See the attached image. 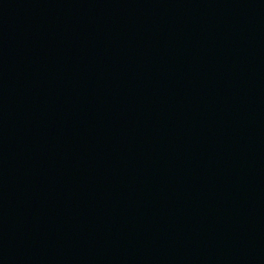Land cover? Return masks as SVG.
<instances>
[{
    "label": "water",
    "instance_id": "water-1",
    "mask_svg": "<svg viewBox=\"0 0 264 264\" xmlns=\"http://www.w3.org/2000/svg\"><path fill=\"white\" fill-rule=\"evenodd\" d=\"M0 264H264V0H0Z\"/></svg>",
    "mask_w": 264,
    "mask_h": 264
}]
</instances>
